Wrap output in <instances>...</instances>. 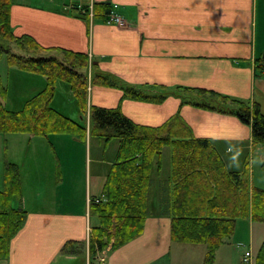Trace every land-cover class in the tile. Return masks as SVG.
<instances>
[{"label":"crops","instance_id":"1","mask_svg":"<svg viewBox=\"0 0 264 264\" xmlns=\"http://www.w3.org/2000/svg\"><path fill=\"white\" fill-rule=\"evenodd\" d=\"M100 1L110 2L125 22L114 24L108 18L105 21L98 17L93 7ZM11 20L16 35H32L47 48L88 53L89 107L121 105L137 123L154 126L180 111L196 136L211 139L223 157L226 155L229 169L242 170L239 166L245 162V167L246 161L250 168V157L245 160L241 154L253 153V170L256 156L258 162L264 163V148L253 146L250 125L234 114L185 103L189 100L185 90L204 88L258 103L264 112V0H12ZM98 74L110 76L119 85L110 87L94 82ZM21 80L18 78V82ZM124 88L157 94L161 100L155 103L124 99ZM69 91L72 93L70 88ZM78 111L84 119L80 122L88 128L92 123L90 111L84 116ZM9 134L0 133V190L5 188L8 163L18 164L23 190L20 205L28 213L24 225L12 238L9 254L0 258V264H205V244L171 239V215L162 206V186L164 180H169L171 167L164 174L163 168L153 172L143 232L115 249L93 252L91 228L99 220L90 214L92 180L87 182L80 198L75 190L67 188L72 167L75 170L69 146L72 142L79 144V140L70 135L52 137L54 146L50 145L56 148L59 160V165L57 161L54 166V178L58 180L52 183L68 193L50 196L44 200L45 206L41 194H26L22 163L10 157ZM21 134L26 136L19 146L28 154L36 135ZM91 137L88 135V142ZM111 144L104 143L106 153ZM112 150L116 157L118 148L112 146ZM32 163L35 165L36 161ZM31 165L29 173L36 181L30 186L35 190L45 184ZM47 183L51 187V182ZM252 184L256 186L254 179ZM263 241L264 223L240 219L235 233L218 249L213 264H243L247 250L252 252L251 264H255Z\"/></svg>","mask_w":264,"mask_h":264},{"label":"trees","instance_id":"2","mask_svg":"<svg viewBox=\"0 0 264 264\" xmlns=\"http://www.w3.org/2000/svg\"><path fill=\"white\" fill-rule=\"evenodd\" d=\"M11 7L12 0H0V57L7 56L9 67L44 75L47 84L29 97L21 109L13 110L4 103L9 88L0 74V133L43 135L52 146L55 135H70L80 141L91 135L107 146L113 140L119 141L104 192L91 205L92 214L100 220L91 230V251L115 249L143 232L153 172L162 171L165 147L171 148V171L169 180L163 182L162 206L171 215L172 241L205 244V264H213L218 249L235 233L240 219L264 223V188L252 184L247 161L242 170L229 169L212 140L196 136L180 111L154 126L137 123L125 114L121 105L89 107L88 53L47 48L32 35H16ZM93 8L106 21L112 4L100 1ZM58 81L68 84L83 116L90 111V132L84 123L52 104ZM94 82L110 87L119 85L110 76L101 74ZM198 89L195 91L205 96H189L185 103L236 115L251 126L253 146L264 148V112L258 103ZM123 98L155 103L161 100L160 95L133 88H124ZM5 181V188L0 190V258L9 254L12 238L24 225L28 213L20 205L23 190L18 164L8 163ZM255 264H264V241Z\"/></svg>","mask_w":264,"mask_h":264},{"label":"rangeland","instance_id":"3","mask_svg":"<svg viewBox=\"0 0 264 264\" xmlns=\"http://www.w3.org/2000/svg\"><path fill=\"white\" fill-rule=\"evenodd\" d=\"M111 23L119 24L116 22H111ZM56 53L61 55L59 52H56ZM0 74L3 77L5 84L9 85V94H8V97L5 99V104L7 105L8 108L13 109V110L21 109L26 99L31 97L34 93L38 91V89L39 90L42 89L47 84L46 77L42 74L30 73V72L18 69L17 67H9L7 56L5 54H3V56L0 57ZM262 74L264 75L263 72ZM18 78H22L23 81L21 80L18 82ZM57 87H58V92L52 104L58 109H60L61 111L68 113L70 117L77 119L79 121H83L84 119H82L78 111L79 110L78 104L75 101L73 94L70 93L68 84L64 81H58ZM185 94L189 96H193V95L203 94V93L188 89V90H185ZM203 110H207V109H203ZM87 113L85 115H87ZM89 127L90 129L92 128V123L90 126H88V131H91L89 130ZM24 136L26 135L21 134V133L9 134V138L11 140V147H12V152L10 153L11 155L10 157L11 159L18 160L22 163L23 175H24V186H25L24 190L26 194L28 195H35L37 193L41 194L40 200L42 202V205L44 204L45 199L48 200V198L50 196H53L54 194L60 195V193H63V195H67L68 193L67 189H65L64 187L58 188V186L54 187L52 183L57 179V178H54V166L55 164H57V161L59 165V160L57 159L55 151H54L56 148L53 149V147L50 145L49 139L46 136L36 135V139L33 141L32 144H30V146L28 147V152H27L28 154H26V150L22 151L21 149L22 146L21 147L19 146V141L21 139H24L25 138ZM83 142L85 141L79 140L78 142L79 144L72 142L69 146V148H71L73 151V154L69 156L73 158L75 170L72 167L73 174H71V181L68 184L67 188L75 190V192L77 193L76 196L80 198L85 191V186L87 182L90 181V178H91L93 192H92V199L90 198L89 200L90 214L92 216L97 217V219L99 220L98 216L92 214L91 205H92L94 198H99L100 194L104 192L105 181L103 180L105 176H107V172L111 165L110 162H114V159H115L114 157L115 155L112 152L113 151L112 146H115L118 148L119 141L113 140L110 149L107 150V153L104 151V142L95 136H92L89 142L87 140L86 144ZM170 152H171V148L165 147L163 151L164 166H165L163 167V174L167 172L169 168L171 167ZM231 152L234 153V150H232ZM105 154H106V157H105ZM255 154H258V153H255ZM17 155H19V157ZM28 156H30L29 162H28ZM252 156H253V153H250L248 156L246 154L240 155V157L245 160L247 159V157H250V168L249 169H250L251 181L254 179V183L256 186L260 188H264V163L258 162V158L256 156L255 157L256 161H255L254 170H253L252 163H251ZM224 157H226V155H224ZM32 160L36 161L35 165L32 163ZM244 163L241 164V166H239L241 169H243ZM30 165L32 166V168H34L35 170L34 172L40 176L41 182L45 184V185L36 187L35 190L33 187L30 186V184H32L31 183L32 181H36L34 180V177L32 178V175L29 173ZM85 165H86V168L84 170ZM100 176H103V179ZM102 181L104 182V184H103V187L101 188V184L103 183ZM47 182H51V187L47 186L48 184ZM48 191H50V195ZM153 197L151 199L152 203L154 201ZM44 205L47 206V203ZM250 219L253 222H259V221H254L252 218ZM247 251L243 254V257H242L243 264H249L247 262H244L245 254L247 253ZM101 260H105V257H102Z\"/></svg>","mask_w":264,"mask_h":264},{"label":"built area","instance_id":"4","mask_svg":"<svg viewBox=\"0 0 264 264\" xmlns=\"http://www.w3.org/2000/svg\"><path fill=\"white\" fill-rule=\"evenodd\" d=\"M117 5H115L116 7ZM108 22H116L119 24H123L124 23V18L119 15L118 13H116L114 10H112L108 16ZM262 72L264 73V66L262 68ZM251 261V252L247 251V253L245 254V258H244V262H250Z\"/></svg>","mask_w":264,"mask_h":264}]
</instances>
